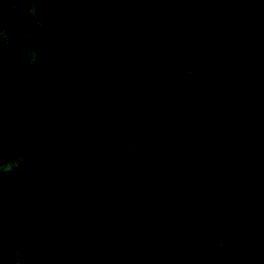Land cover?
I'll use <instances>...</instances> for the list:
<instances>
[{
	"label": "trees",
	"instance_id": "16d2710c",
	"mask_svg": "<svg viewBox=\"0 0 264 264\" xmlns=\"http://www.w3.org/2000/svg\"><path fill=\"white\" fill-rule=\"evenodd\" d=\"M0 264H264V0H0Z\"/></svg>",
	"mask_w": 264,
	"mask_h": 264
},
{
	"label": "bare ground",
	"instance_id": "6f19581e",
	"mask_svg": "<svg viewBox=\"0 0 264 264\" xmlns=\"http://www.w3.org/2000/svg\"><path fill=\"white\" fill-rule=\"evenodd\" d=\"M169 15V14H168Z\"/></svg>",
	"mask_w": 264,
	"mask_h": 264
}]
</instances>
